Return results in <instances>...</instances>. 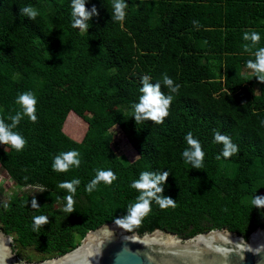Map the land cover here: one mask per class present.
<instances>
[{
    "label": "trees",
    "instance_id": "obj_1",
    "mask_svg": "<svg viewBox=\"0 0 264 264\" xmlns=\"http://www.w3.org/2000/svg\"><path fill=\"white\" fill-rule=\"evenodd\" d=\"M116 0H85L91 14L86 28L72 27V0H0V118L27 141L22 151L0 143V167L18 187L41 192L7 195L0 186V227L20 247L49 256L77 247L87 234L105 223H118L129 214L139 192L130 187L140 174L168 172L163 197L176 207L151 212L127 232L140 235L155 229L190 239L227 229L248 239L264 228V82L254 69L255 53L264 48V0H124L123 22L114 20ZM33 7L36 19L21 9ZM95 8V11L93 9ZM257 32L260 41L244 39ZM247 46V47H246ZM167 74L180 85L178 93L164 83ZM173 96L162 124L137 123L133 105L142 95L143 76ZM258 91V93H257ZM32 92L37 121L23 115L17 97ZM73 112L87 122L99 150L65 134ZM117 127L138 158L127 162L112 148ZM227 135L238 152L224 157L216 132ZM191 132L205 153L196 168L182 153ZM77 151L79 167L55 171V158ZM98 170H112L111 185L87 186ZM79 179L74 210L65 212L62 182ZM36 207H33V201ZM5 205H8L5 208ZM48 222L36 225L34 217ZM79 240V241H77Z\"/></svg>",
    "mask_w": 264,
    "mask_h": 264
},
{
    "label": "clouds",
    "instance_id": "obj_2",
    "mask_svg": "<svg viewBox=\"0 0 264 264\" xmlns=\"http://www.w3.org/2000/svg\"><path fill=\"white\" fill-rule=\"evenodd\" d=\"M72 16H79L81 19L75 20L72 27L86 28L87 25L84 23L85 20L89 19L90 13L86 10L85 0H72ZM114 20L123 22L126 17L127 4L124 0H116L114 4ZM95 11V8L93 9ZM23 15L29 16L31 19H36L38 12L31 6H26L21 9ZM245 40H251L253 44L260 41L259 33L245 32ZM247 47V46H246ZM255 61L249 60L247 67L254 69L259 75L261 82H264V48H260L255 53ZM149 76L144 75L143 87L140 88L142 95L139 97V102L133 105V115L137 123H141L143 120H152L157 124H162L164 119L169 115L170 105L173 101V96H165L161 90L159 84L152 85L149 81ZM164 83L169 86L170 91L178 93L180 85L176 84L173 87L174 81L169 78L167 74H164ZM16 103L21 106L23 115L27 116L32 122L37 121L36 115V104L37 99L32 92H24L20 94ZM11 125H6L4 120L0 118V143L10 145L17 151H22L25 148L27 141L18 132H14L11 129L15 128L22 119L21 113H17L15 116H11ZM188 145L191 146V151L186 149L182 155L186 157L187 163L192 162L196 168L203 167V160L205 153L202 150L201 143L193 138L191 132L187 133L185 137ZM214 142L224 144V157H231L234 153L238 152V146L234 144L230 137L227 135H221L220 132H216L214 135ZM79 153L75 150L62 153L60 156L55 158L52 165L53 169L58 172L68 171L70 166L75 165L79 167L80 161L77 159ZM168 178V172L163 174H154L148 171H144L140 174L139 179L134 180L130 187L139 192V196L134 204L129 205V214L126 218L118 220L117 222L122 224L125 228H130L134 225L138 226L141 223L142 218L147 216L151 212V202L153 200L159 204L161 209H167L169 207H176L175 201L170 197H163L158 195L163 192L161 184ZM117 179L116 174L112 170H98L95 179L87 186V191L92 192L93 188L100 182H104L107 185H111L113 181ZM79 179H74L71 182L65 181L60 183L58 186L63 189H67L72 195L66 197L67 205L64 208L65 212H72L74 210V199L73 196L76 193L75 185L80 184ZM253 204L257 207H264V198L255 197ZM35 200L33 201V207H36ZM8 205H5L7 208ZM34 223L36 225L35 231H39V226L48 222V217L44 215L35 216Z\"/></svg>",
    "mask_w": 264,
    "mask_h": 264
},
{
    "label": "water",
    "instance_id": "obj_3",
    "mask_svg": "<svg viewBox=\"0 0 264 264\" xmlns=\"http://www.w3.org/2000/svg\"><path fill=\"white\" fill-rule=\"evenodd\" d=\"M14 237L0 227V264H264V228L248 239L227 229L182 239L155 229L142 235L113 222L87 232L71 251L38 262L18 259Z\"/></svg>",
    "mask_w": 264,
    "mask_h": 264
},
{
    "label": "rangeland",
    "instance_id": "obj_4",
    "mask_svg": "<svg viewBox=\"0 0 264 264\" xmlns=\"http://www.w3.org/2000/svg\"><path fill=\"white\" fill-rule=\"evenodd\" d=\"M63 131L73 139L84 142L87 145L91 146V148L93 149L99 150L100 148H102L101 143H98L96 141V137L92 134L87 122H85L73 112L68 114L63 126ZM110 132L111 134H113L112 148L114 149L117 156L123 157L127 162L135 161L138 158V155L128 143L127 139L124 137L121 131L117 127H115ZM0 179V186H3L5 195L4 198L1 197L2 199H6L7 195H12L14 193H26L34 196L42 191L39 187L16 186L2 167H0ZM14 249L16 250L18 259L26 262H38L40 260H46L53 257L42 254L32 247L22 248L16 242L14 243Z\"/></svg>",
    "mask_w": 264,
    "mask_h": 264
},
{
    "label": "built area",
    "instance_id": "obj_5",
    "mask_svg": "<svg viewBox=\"0 0 264 264\" xmlns=\"http://www.w3.org/2000/svg\"><path fill=\"white\" fill-rule=\"evenodd\" d=\"M0 181H1V179H0Z\"/></svg>",
    "mask_w": 264,
    "mask_h": 264
}]
</instances>
